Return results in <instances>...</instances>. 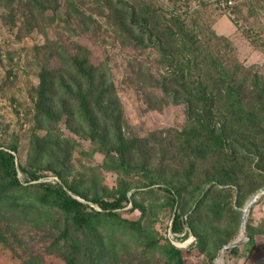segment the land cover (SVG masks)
Returning a JSON list of instances; mask_svg holds the SVG:
<instances>
[{
	"label": "rangeland",
	"instance_id": "rangeland-1",
	"mask_svg": "<svg viewBox=\"0 0 264 264\" xmlns=\"http://www.w3.org/2000/svg\"><path fill=\"white\" fill-rule=\"evenodd\" d=\"M146 11L157 19L151 28L138 19ZM173 18L216 61L239 67L247 87L254 76L264 78V0H0V150L16 148L20 181L12 186L0 167V264H177L179 257L182 264H264V195L243 223L264 188L258 159L244 167L241 190L214 192L207 182L213 162L196 163L184 151L187 104L162 87L171 68L152 43L166 27L176 32ZM84 54L113 86L110 109L95 117L100 139L91 138L73 102L59 122L39 121L35 112L41 70L68 82L71 59ZM61 90L51 102L58 111L69 102ZM118 134L131 148L122 158L106 156L101 140L116 146ZM47 186L64 188L94 217L77 224L73 214L43 203ZM165 189L176 194L175 205ZM123 192L128 202L114 217L92 202Z\"/></svg>",
	"mask_w": 264,
	"mask_h": 264
},
{
	"label": "trees",
	"instance_id": "trees-1",
	"mask_svg": "<svg viewBox=\"0 0 264 264\" xmlns=\"http://www.w3.org/2000/svg\"><path fill=\"white\" fill-rule=\"evenodd\" d=\"M147 14L148 11L144 12L143 18L138 19L143 23V27L149 25L151 28V25L157 24L156 17H146ZM131 15L133 20L135 16ZM170 25L176 27V32L166 27L157 35L150 34L149 38L151 40V36H158L156 43H152L160 45L163 63L171 68L162 80V87L165 90H177L176 93L179 92L187 104V125L180 132L184 151L187 155H195L196 163H204L207 160L213 162V172L209 174L207 182L213 183L211 189H214V192H223L227 186H237L241 190L248 179L244 167L249 165L251 159H258L256 166L264 172V78L254 76L247 87L246 79L238 80L239 67L229 69L222 62L216 61L210 51L195 45L197 40L182 29L183 26L177 18H173ZM176 43H180L179 46H176ZM181 52L184 54L180 60L178 55ZM71 60L73 75L68 82L58 79L56 70H41L35 104L36 115L39 121L45 123L59 122L64 116L70 115L73 107L67 108V105L73 102L75 105H71L76 106L80 117L86 119L92 127L91 138L100 139L96 124L98 119L95 117L96 114L110 109L113 86L107 84L105 76L90 64L86 54L82 57L76 55ZM58 86L63 90V98L69 100L61 101L59 111L51 105L52 96ZM101 141L106 156L115 151L122 158L132 146V143H126L121 134L116 135V146L109 145L103 139ZM15 153L16 148L11 152L0 150V167L4 169L12 186H20ZM120 165L122 168L126 167L124 160H120ZM32 179L38 180L39 177L32 175ZM165 190L172 195L171 199L175 205L176 194L169 189ZM255 190H249L245 194ZM69 191L72 192V188H69ZM209 193L210 190H207L206 194ZM41 201L51 203L65 213L73 214L77 224H87L89 219L94 217L91 213H85V205L68 195L62 187H45ZM123 201L128 202L126 192L111 202L92 200L102 209L109 211L113 217L116 215L114 211L122 207ZM214 206L219 207V203L215 202ZM220 214L219 208L217 215ZM181 230L179 216L175 215L172 231L178 233ZM168 252L172 256L180 255V251L174 246H169ZM68 263L73 264L70 259ZM177 264H182L180 257Z\"/></svg>",
	"mask_w": 264,
	"mask_h": 264
},
{
	"label": "water",
	"instance_id": "water-1",
	"mask_svg": "<svg viewBox=\"0 0 264 264\" xmlns=\"http://www.w3.org/2000/svg\"><path fill=\"white\" fill-rule=\"evenodd\" d=\"M264 195V188L262 190H260L255 196L254 198L247 204L245 212H244V216H243V223L245 222V217L247 215V211L249 210V208L260 198ZM237 244L233 243L230 246H226L223 248V250H226L228 248H232L235 247Z\"/></svg>",
	"mask_w": 264,
	"mask_h": 264
}]
</instances>
